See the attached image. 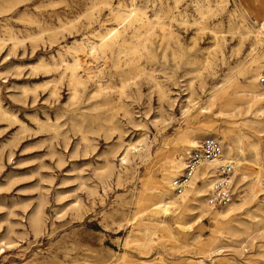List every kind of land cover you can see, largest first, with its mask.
Returning <instances> with one entry per match:
<instances>
[{"label":"clouds","instance_id":"1","mask_svg":"<svg viewBox=\"0 0 264 264\" xmlns=\"http://www.w3.org/2000/svg\"><path fill=\"white\" fill-rule=\"evenodd\" d=\"M0 57V264H264V0H0Z\"/></svg>","mask_w":264,"mask_h":264},{"label":"rangeland","instance_id":"2","mask_svg":"<svg viewBox=\"0 0 264 264\" xmlns=\"http://www.w3.org/2000/svg\"><path fill=\"white\" fill-rule=\"evenodd\" d=\"M0 59H3V57H0ZM18 62L15 60H9L7 63L0 66V72H5L11 69V67L15 66ZM26 83L27 81H13L9 80V85L12 83ZM7 87V86H5ZM7 103H11V101H7ZM14 108H16L18 111L21 110L19 105H13ZM28 111V110H23ZM6 125H0V127H5ZM16 131V129H12L11 132H9L7 135V138H11L12 134ZM5 138H0V141H4ZM35 138L28 140H23L19 147L15 150V158L13 163L15 165H23L22 167H13V165L7 164V159H5V171L3 174H0V186H6L7 181L5 180V177L8 176V174L11 172L13 173V176L11 179H15L20 181L15 188L13 189L12 195H15L16 193L20 192L22 189H29L31 187H34L38 182L39 179H30L29 177L32 176V174L38 170L39 165L36 163H32V161L36 160L38 157L41 156V152L36 151H26L27 149H34L35 148ZM23 153V155H21ZM7 156V153H6ZM42 175H48V173H42ZM8 195V194H0V196ZM24 199H30L31 197H22ZM264 199V197H261ZM204 224H207V221H203ZM198 226V225H197Z\"/></svg>","mask_w":264,"mask_h":264}]
</instances>
